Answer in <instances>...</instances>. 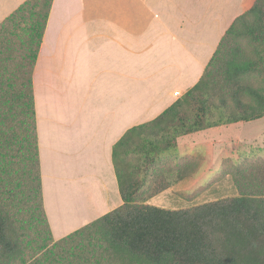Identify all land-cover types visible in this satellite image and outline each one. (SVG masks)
Here are the masks:
<instances>
[{
	"label": "trees",
	"instance_id": "16d2710c",
	"mask_svg": "<svg viewBox=\"0 0 264 264\" xmlns=\"http://www.w3.org/2000/svg\"><path fill=\"white\" fill-rule=\"evenodd\" d=\"M52 4L25 0L0 23V264H39L51 243L72 242L100 251L95 264H264V160L247 162L264 148L223 160L236 195L180 209L148 203L194 171L179 137L264 117V0L233 21L192 88L116 142L123 204L59 241L44 207L33 86Z\"/></svg>",
	"mask_w": 264,
	"mask_h": 264
},
{
	"label": "crops",
	"instance_id": "0c3cea01",
	"mask_svg": "<svg viewBox=\"0 0 264 264\" xmlns=\"http://www.w3.org/2000/svg\"><path fill=\"white\" fill-rule=\"evenodd\" d=\"M24 1L0 0V23ZM255 1L53 0L33 86L44 207L55 241L123 204L114 145L200 80L226 30ZM225 126L179 137V154L194 171L148 203L180 209L223 194L220 181L230 177L223 160L238 156L223 146L243 141L224 139ZM263 138L264 132L252 137ZM197 143L206 154L196 152Z\"/></svg>",
	"mask_w": 264,
	"mask_h": 264
},
{
	"label": "rangeland",
	"instance_id": "374dc122",
	"mask_svg": "<svg viewBox=\"0 0 264 264\" xmlns=\"http://www.w3.org/2000/svg\"><path fill=\"white\" fill-rule=\"evenodd\" d=\"M244 48L246 50H249V45L245 41L242 43ZM225 134L222 135V137L225 139L227 137L236 139L237 137L243 138V141L240 142H232V143H225L223 146L224 152H229L230 154L237 153L241 157L244 158L246 154H249L252 149L254 148H264V138L263 139H256L253 140L252 137L257 136L260 137L262 133L264 132V119L256 120L252 122H241L239 124L235 125H226L223 127ZM204 134H213L212 131H206ZM191 136V135H190ZM193 136V135H192ZM192 136L190 138H192ZM247 137V138H246ZM251 138V139H249ZM196 152H199L201 154H206L207 146H205L202 143L196 144ZM264 160V151L258 152V156H255L254 158L247 159V162H255V161H262ZM219 166V164L217 165ZM213 173L209 174V177ZM220 186L223 188V194H214V195H207L206 198H201L200 203L205 201H210L214 199H218L221 197L226 196H233L238 193L234 181L232 179V176L230 175L229 178H225L222 181H220ZM212 189V188H210ZM21 204L19 205V208L22 210V215L26 218V201L22 197V200L20 201ZM32 240L37 238L34 231L30 232V236ZM35 242L33 243V245ZM77 242L72 243H63L61 245L52 246L53 244L49 246L51 249V253H53V257H47L45 261H39V264H84V261H90L88 263L95 264L98 259H100V251L98 254L89 253L88 250H81L76 246ZM50 254V251H49ZM43 256V255H42ZM81 256H85L84 259L81 258ZM87 257V258H86ZM101 264H112L110 262H107L105 260H102Z\"/></svg>",
	"mask_w": 264,
	"mask_h": 264
},
{
	"label": "built area",
	"instance_id": "2783aa9c",
	"mask_svg": "<svg viewBox=\"0 0 264 264\" xmlns=\"http://www.w3.org/2000/svg\"><path fill=\"white\" fill-rule=\"evenodd\" d=\"M176 95H180L178 91L175 92Z\"/></svg>",
	"mask_w": 264,
	"mask_h": 264
}]
</instances>
